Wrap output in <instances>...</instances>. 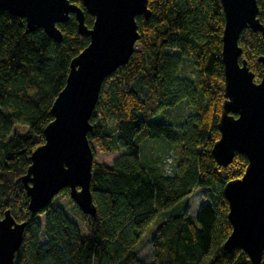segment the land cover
I'll return each instance as SVG.
<instances>
[{
  "label": "trees",
  "instance_id": "1",
  "mask_svg": "<svg viewBox=\"0 0 264 264\" xmlns=\"http://www.w3.org/2000/svg\"><path fill=\"white\" fill-rule=\"evenodd\" d=\"M70 1L84 9L85 24L92 28L95 19L82 0ZM257 3L264 26V0ZM148 8L149 20L137 17V50L104 81L90 121L95 158V148L118 155L111 164L94 162L95 217L80 211L68 189L33 214L23 183L54 120L52 106L66 86L71 62L90 37L78 32L74 16L58 25L63 42L56 43L42 29L29 33L24 18L0 10V221L10 210L17 222L27 223L15 264H146L149 241V264H252L243 250L224 247L233 230L224 187L243 177L247 157L237 153L223 167L212 154L225 100L222 1L149 0ZM239 45L241 60L259 83L262 34L247 28ZM184 59L192 62L196 78L181 76ZM184 102L197 111L182 124L153 122L161 110ZM16 125L28 126V132L9 139ZM163 152L174 153L171 164ZM201 188L211 203L194 219L183 202ZM63 198L85 222L86 236Z\"/></svg>",
  "mask_w": 264,
  "mask_h": 264
},
{
  "label": "water",
  "instance_id": "2",
  "mask_svg": "<svg viewBox=\"0 0 264 264\" xmlns=\"http://www.w3.org/2000/svg\"><path fill=\"white\" fill-rule=\"evenodd\" d=\"M225 27L222 37L224 102L218 121L220 139L212 154L220 166L228 167L236 154L245 155L248 165L240 179L227 183L232 233L228 250L241 249L252 264L264 256V71L255 81L247 60H241L242 32L261 33L257 0H221ZM94 17L92 28L85 24V11L70 0H0V10L24 18L29 33L44 32L56 43L63 42L58 25L74 16L78 32L90 37L89 46L71 62L67 83L52 106L54 120L45 128V142L31 156L23 177L33 214L49 207L68 189L80 211L97 215L91 190L95 155L88 134L104 81L129 63L140 32L137 17L149 20V0H82ZM264 66V56L259 59ZM27 223L17 222L8 210L0 221V264H15L23 244Z\"/></svg>",
  "mask_w": 264,
  "mask_h": 264
},
{
  "label": "rangeland",
  "instance_id": "3",
  "mask_svg": "<svg viewBox=\"0 0 264 264\" xmlns=\"http://www.w3.org/2000/svg\"><path fill=\"white\" fill-rule=\"evenodd\" d=\"M181 76L183 77H189V78H196V72L193 67V64L190 60L184 59L183 64H182V70H181ZM196 108L192 106L191 104L184 102L181 103L178 107L176 108H170V109H164L161 110L157 115L153 117V122L155 123H166V124H172V125H180L182 124L185 119L189 115H194L196 114ZM28 126L25 125H16L13 129V132L11 133L10 138H12L15 134H20L23 135L28 132ZM149 142H155V141H149ZM96 151V162L98 163H105V164H111L113 160L118 156L117 154H105L100 152L98 149L95 148ZM163 157L164 160L167 164H171L174 159V153L169 152L165 153L163 152ZM206 191L205 188H201L198 191H196L189 199L188 201L183 202V206L187 205V213L190 217L196 218L199 212V209L202 205H208L210 204V200L204 195V192ZM54 201V200H53ZM62 203L64 204V207L67 208L71 214V217L75 218L78 220V224L80 225V230L81 234L83 236L87 235V228L85 222L81 220L79 215L70 208V204L67 202L66 198L62 199ZM39 223L44 224L45 220V215L39 216L38 217ZM156 227V224L151 226L149 228V231L151 232L154 228ZM148 231V232H149ZM46 238L42 232L41 235V242H45ZM145 250L148 249L149 251V256L144 260L146 264L151 263V246H150V241L148 244H146V247H144Z\"/></svg>",
  "mask_w": 264,
  "mask_h": 264
}]
</instances>
